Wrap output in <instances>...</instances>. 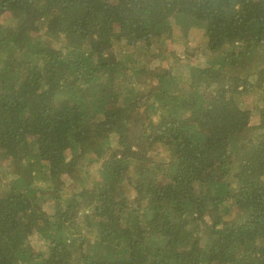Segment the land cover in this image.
<instances>
[{"label": "trees", "instance_id": "16d2710c", "mask_svg": "<svg viewBox=\"0 0 264 264\" xmlns=\"http://www.w3.org/2000/svg\"><path fill=\"white\" fill-rule=\"evenodd\" d=\"M0 264H264V0H0Z\"/></svg>", "mask_w": 264, "mask_h": 264}, {"label": "rangeland", "instance_id": "374dc122", "mask_svg": "<svg viewBox=\"0 0 264 264\" xmlns=\"http://www.w3.org/2000/svg\"><path fill=\"white\" fill-rule=\"evenodd\" d=\"M178 51L179 50H173L172 48L171 53L169 54L171 57V60L173 61L172 63L174 64V69L179 68V64L181 63L182 54L178 53ZM173 64L171 65L173 66ZM184 66L192 69V61L188 60ZM152 71L158 73L157 75L158 84H156L155 87H154V82H152L148 77H141V81H142V86L145 88L154 87V92L151 94V98H154L155 95L163 89L162 86H165L168 88V80H170L169 73H171L172 70L170 69V67H168V69L161 70V71L157 68H153ZM191 72L194 74V76L198 77V69H194ZM168 90L169 92H172L173 87L170 86ZM207 242H208V238H204V237L202 239L200 238L199 239L200 247L203 248L204 244H207Z\"/></svg>", "mask_w": 264, "mask_h": 264}]
</instances>
